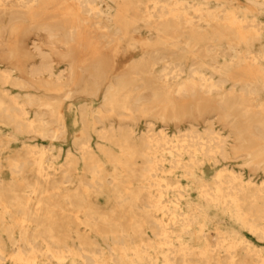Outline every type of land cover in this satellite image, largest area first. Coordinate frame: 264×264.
<instances>
[{
	"label": "bare ground",
	"instance_id": "bare-ground-1",
	"mask_svg": "<svg viewBox=\"0 0 264 264\" xmlns=\"http://www.w3.org/2000/svg\"><path fill=\"white\" fill-rule=\"evenodd\" d=\"M0 264H264V0H0Z\"/></svg>",
	"mask_w": 264,
	"mask_h": 264
},
{
	"label": "rangeland",
	"instance_id": "rangeland-1",
	"mask_svg": "<svg viewBox=\"0 0 264 264\" xmlns=\"http://www.w3.org/2000/svg\"><path fill=\"white\" fill-rule=\"evenodd\" d=\"M73 132V131H72ZM37 137L33 136H25V135H18L14 141L10 143L11 149L19 148L20 145L18 143H21L22 141L31 142L36 140ZM71 145V139H68L67 141H64L62 143V148L65 150V148Z\"/></svg>",
	"mask_w": 264,
	"mask_h": 264
}]
</instances>
